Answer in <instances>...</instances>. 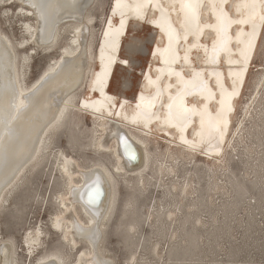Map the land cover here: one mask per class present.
<instances>
[{
  "label": "bare ground",
  "instance_id": "obj_1",
  "mask_svg": "<svg viewBox=\"0 0 264 264\" xmlns=\"http://www.w3.org/2000/svg\"><path fill=\"white\" fill-rule=\"evenodd\" d=\"M33 2L38 0H0V210L27 185L21 199L48 205L50 227L62 241L36 254L51 228L28 226L22 257L29 256V264H114L103 235L121 180L131 185L133 198L157 183L177 197L173 204L146 206L142 219H151L150 225L154 219L160 228L166 219L170 228L205 223L195 211L202 195L192 175L208 178L204 197L212 203L214 189L232 182L226 165L244 120L264 116V67L237 116L264 39L262 0L255 9L252 0H121L119 7L110 0L111 15L106 12L97 34L91 8L101 0H46L43 12ZM137 4L144 7L137 11ZM221 6L228 14L223 30ZM146 27L154 33L147 45L137 33ZM135 54L146 56L136 67L140 76L133 72ZM37 55L48 60L31 78ZM121 70L126 74L117 80ZM61 132L68 133L70 151L55 142ZM32 173L46 177L44 194L38 185L32 189ZM123 207L129 217L135 213L133 206ZM134 229L123 222L121 233L132 249L127 263L144 264ZM180 237L172 226L173 249ZM17 247L0 232V264H19ZM156 247L150 253L168 264L170 255Z\"/></svg>",
  "mask_w": 264,
  "mask_h": 264
},
{
  "label": "rangeland",
  "instance_id": "obj_2",
  "mask_svg": "<svg viewBox=\"0 0 264 264\" xmlns=\"http://www.w3.org/2000/svg\"><path fill=\"white\" fill-rule=\"evenodd\" d=\"M109 2L110 0H101V6L98 2H95L91 8L96 16V19L93 21L96 22L93 24L96 34L100 32L102 20L105 18L106 12H109V16L111 15L108 7ZM12 7L14 8L15 5ZM1 25L4 26V24ZM138 31V35L145 36V40L154 34L152 29L147 27L140 28ZM14 34L15 37H20L16 28ZM263 40L260 43L259 52L257 51V57L253 63L254 66L249 74L247 87L243 92V98H241V102L238 104L239 110L237 111V116L242 114L240 107L243 105V101L245 102L250 97V91L253 89V82L257 71L264 67ZM145 42L147 45V40ZM145 57L144 54H135L132 56L136 63V71L133 70V72L138 76L140 74L136 67H143L146 63ZM47 60L44 55L34 56L30 73L31 78H36L39 70ZM121 74L125 75L126 72L119 71L117 80H120ZM249 79H251V82ZM136 82L137 80L134 81L135 86ZM259 115L255 116L253 120H249L248 118L244 120L243 127L245 129L238 133L239 135L241 134L240 136H236L237 138L234 140L236 150L234 151L233 148H230L228 163L226 165L229 169H232V175H229L232 178V182L223 180L226 181L223 189H218L219 191L214 189V203H210L204 197L205 192H210L208 178L201 173L199 176L192 175L195 181L198 182L197 186H200L198 188V194L202 195L199 196L195 211L202 222L205 223L200 224L195 222L193 226L187 221L182 224L181 222H176V224H170V228L168 224L170 222L166 219L167 224L160 228L158 222L154 219L152 225H150L151 219L144 221L142 219V212L148 206L151 210L152 207H155V204H159L160 202L165 203L166 201H170L173 204V201L177 200V197H170L167 192L159 187V183H157L155 187H149L146 190L147 192L145 191L143 194L133 198L134 194L131 191V185L126 184L122 180L119 182L116 207L103 235V246L109 250V254L114 259V264H128L127 258H129L130 251L132 250L130 246L131 242L124 238L121 233L123 232L121 231L123 222L128 220L135 226V232L129 231L133 233V238L139 239L137 254H142L143 261H141H145L144 264H149L150 261L151 264L159 263L156 259V251L150 253V247L153 244H157L155 250L159 249L160 254L163 256L170 255L167 260L168 264H264V116L261 118ZM86 122L90 123L91 120L88 118ZM67 134L63 132L59 133L55 138V142L70 151L68 149ZM151 147L153 146L151 145ZM197 164H202V160ZM30 176L32 182H34L32 184L33 187L31 186L32 189L38 185V190L44 194L47 186L46 177H42L39 173H32ZM155 176L156 178L160 177L158 174H155ZM237 183L239 184L238 186ZM139 185L141 186V184ZM25 187L30 190V187L28 188L27 185H24L22 188L13 191L14 193L9 200L10 205L0 210V232L2 236L14 239L16 246H19L17 247V252L19 253V257L22 258V260H19V264H29L30 261L29 256L23 258L21 255V253L28 254L26 248H24V252L21 251L23 248L22 239L26 234L28 226H33L37 223V226L42 224L45 228H51L49 224L48 205H45V208V206L41 207L37 203H32L30 196L21 199L23 193L29 191H25ZM58 188L54 187V190ZM149 190L153 191L154 195H150ZM211 192L213 191L211 190ZM51 193H46V200L51 199ZM205 200L206 202H204ZM125 204L135 208V213L130 217L123 213L125 209L123 206ZM160 210L162 209L160 208ZM160 210L158 209L159 212H161ZM172 226L176 228V231L181 236L180 239L182 241L177 243V245L175 244V247H178V249H173V239H170ZM50 231L51 233L42 238V246L37 249L36 254L37 252H43L45 250L50 251L52 248L55 249L60 241H62L59 233L54 232L52 228ZM162 247L164 251H162ZM65 254L67 255L69 253L65 252ZM66 264L69 263L67 262Z\"/></svg>",
  "mask_w": 264,
  "mask_h": 264
},
{
  "label": "snow or ice",
  "instance_id": "obj_3",
  "mask_svg": "<svg viewBox=\"0 0 264 264\" xmlns=\"http://www.w3.org/2000/svg\"><path fill=\"white\" fill-rule=\"evenodd\" d=\"M148 2H150V0H148ZM227 0H222V4L226 3ZM121 4V0H117V6L119 7ZM47 3L46 0H38V2H33L31 3V7L33 8H39L41 9V11L43 12V10L45 8H47ZM189 9H194L195 7H197V4H188L186 5ZM245 6H249V5H245ZM253 9H255L258 5L256 0H252V3L250 5ZM144 5L143 4H137L136 5V9L137 11H139L141 8H143ZM239 7V6H238ZM259 7L264 9V0H262V2L259 4ZM220 23H221V30H223V26L226 25V23L228 22V14L227 12L224 11L223 6H221V15L218 17ZM261 20L264 21V16H261ZM121 24H123V21H121ZM255 28V26H253ZM126 63V61H125Z\"/></svg>",
  "mask_w": 264,
  "mask_h": 264
},
{
  "label": "water",
  "instance_id": "obj_4",
  "mask_svg": "<svg viewBox=\"0 0 264 264\" xmlns=\"http://www.w3.org/2000/svg\"><path fill=\"white\" fill-rule=\"evenodd\" d=\"M98 182V181H97Z\"/></svg>",
  "mask_w": 264,
  "mask_h": 264
}]
</instances>
